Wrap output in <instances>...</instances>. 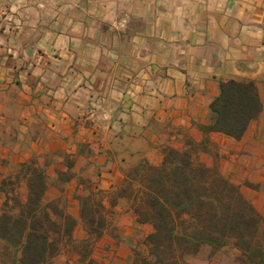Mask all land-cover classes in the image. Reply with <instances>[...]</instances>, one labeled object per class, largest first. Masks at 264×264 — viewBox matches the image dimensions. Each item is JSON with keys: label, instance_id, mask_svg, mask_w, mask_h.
Segmentation results:
<instances>
[{"label": "crops", "instance_id": "1", "mask_svg": "<svg viewBox=\"0 0 264 264\" xmlns=\"http://www.w3.org/2000/svg\"><path fill=\"white\" fill-rule=\"evenodd\" d=\"M231 80L254 82L263 107L240 140L209 130ZM168 148L217 166L264 218V0H0V214L42 169L45 201L79 222L50 264H128L152 227L120 200L119 240L107 231L86 260L78 196L116 190ZM203 250L193 264H238L236 249Z\"/></svg>", "mask_w": 264, "mask_h": 264}, {"label": "trees", "instance_id": "2", "mask_svg": "<svg viewBox=\"0 0 264 264\" xmlns=\"http://www.w3.org/2000/svg\"><path fill=\"white\" fill-rule=\"evenodd\" d=\"M262 108L254 82H222L221 94L211 104L215 122L209 130L240 140ZM27 171V199L14 195L11 204L9 200L4 203L0 241L5 242L4 256L8 249L20 251L12 264H50L65 247L75 246L79 222L61 200L45 201L42 169ZM78 199L81 223L89 236L81 247L86 260L107 231L119 240L113 219L124 199L137 222L152 227L144 249L134 247L128 264H193L191 259L204 246L213 252L236 249L238 264H264L263 216L217 166L196 163L187 152L168 148L160 165L143 164L116 190L105 193L95 188Z\"/></svg>", "mask_w": 264, "mask_h": 264}, {"label": "rangeland", "instance_id": "3", "mask_svg": "<svg viewBox=\"0 0 264 264\" xmlns=\"http://www.w3.org/2000/svg\"><path fill=\"white\" fill-rule=\"evenodd\" d=\"M129 206L131 207L130 204H129ZM144 239H145V236L142 239H139L138 243L136 244L135 247L140 249V250H143L144 249V245H143ZM214 254H215V252L203 250L201 256H203L204 259H207V260H209L211 262L212 261V257L214 256Z\"/></svg>", "mask_w": 264, "mask_h": 264}]
</instances>
